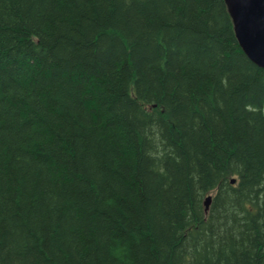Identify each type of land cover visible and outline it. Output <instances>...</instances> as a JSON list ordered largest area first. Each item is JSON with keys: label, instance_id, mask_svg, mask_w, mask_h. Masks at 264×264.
Masks as SVG:
<instances>
[{"label": "trees", "instance_id": "trees-1", "mask_svg": "<svg viewBox=\"0 0 264 264\" xmlns=\"http://www.w3.org/2000/svg\"><path fill=\"white\" fill-rule=\"evenodd\" d=\"M0 264H264V68L223 0H0Z\"/></svg>", "mask_w": 264, "mask_h": 264}, {"label": "water", "instance_id": "water-1", "mask_svg": "<svg viewBox=\"0 0 264 264\" xmlns=\"http://www.w3.org/2000/svg\"><path fill=\"white\" fill-rule=\"evenodd\" d=\"M223 1L241 49L253 63L264 68V0ZM210 201L208 196L204 201L205 210Z\"/></svg>", "mask_w": 264, "mask_h": 264}, {"label": "rangeland", "instance_id": "rangeland-1", "mask_svg": "<svg viewBox=\"0 0 264 264\" xmlns=\"http://www.w3.org/2000/svg\"><path fill=\"white\" fill-rule=\"evenodd\" d=\"M211 195L213 194V193H210Z\"/></svg>", "mask_w": 264, "mask_h": 264}]
</instances>
